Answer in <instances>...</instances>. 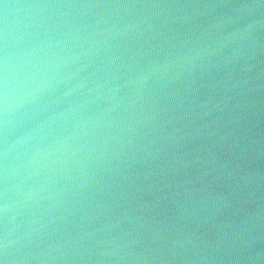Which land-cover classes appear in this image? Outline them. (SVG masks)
<instances>
[{"label": "water", "instance_id": "obj_1", "mask_svg": "<svg viewBox=\"0 0 264 264\" xmlns=\"http://www.w3.org/2000/svg\"><path fill=\"white\" fill-rule=\"evenodd\" d=\"M0 264H264V0H0Z\"/></svg>", "mask_w": 264, "mask_h": 264}]
</instances>
